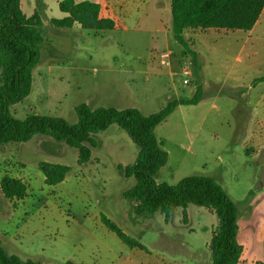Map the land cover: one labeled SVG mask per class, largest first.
<instances>
[{
	"label": "rangeland",
	"instance_id": "374dc122",
	"mask_svg": "<svg viewBox=\"0 0 264 264\" xmlns=\"http://www.w3.org/2000/svg\"><path fill=\"white\" fill-rule=\"evenodd\" d=\"M58 1L22 0L26 14L38 11L42 15L45 42L33 70L32 91L11 106V112L18 118L40 114L75 123V108L82 103L91 108L107 103L105 99L114 95L111 85L118 89L115 105H134L133 95L125 94L128 86L137 87L150 104L149 92L155 88H144L140 82L136 85L139 80H132L128 71L112 77L104 72L107 62L120 66L111 60V53L122 46L120 40H114L107 31L79 26L61 29L51 24V19L63 16ZM261 19L263 27L264 11ZM138 33L148 36L145 31ZM247 35L241 30H187L184 37L197 53L198 67L184 47L170 40V47L187 59L179 64L180 74L184 67L194 73L191 85L177 81L183 97L190 98L187 91L198 85L206 93L197 105L180 106V112L174 111L157 127V138L168 160L156 180L175 184L192 175L214 178L238 207V240L244 247L241 264H259L264 263V169L256 173L261 158L255 156L254 137L250 136L259 128L260 119L250 103L249 86H238L237 68L252 58L259 57L254 68L264 63V45L260 44L264 34ZM139 42L140 48H157V43L151 45L147 37H140ZM256 52L259 54L254 55ZM229 71L233 76H228ZM242 94L248 95L246 103ZM164 102L153 107L141 103L140 111L150 115L163 108ZM212 103L216 110L211 109ZM94 139L91 157L82 165L77 149L45 136L0 146V182L8 175L28 187L27 197L16 201L6 199L0 187V240L4 250L23 261L42 264H212L209 244L218 225L216 215L189 206L186 221L181 208L172 212L169 222L160 214L135 217L133 200L123 196L135 180L127 178L122 168L135 161L138 147L116 126L94 135ZM42 162L67 165L71 170L62 183L48 186L40 170ZM102 215L145 250L123 243L101 222Z\"/></svg>",
	"mask_w": 264,
	"mask_h": 264
},
{
	"label": "trees",
	"instance_id": "16d2710c",
	"mask_svg": "<svg viewBox=\"0 0 264 264\" xmlns=\"http://www.w3.org/2000/svg\"><path fill=\"white\" fill-rule=\"evenodd\" d=\"M62 18L51 19L56 28L79 26L84 30L102 32L114 29V22L99 18L100 6L90 0H61ZM264 11V0H171L170 27L174 40L189 53L196 63L197 54L184 37L187 30L220 29L251 31ZM44 21L35 11L28 15L22 0H0V146L26 143L36 136L65 143L79 152L78 163L85 164L91 157L90 147L96 146L94 135L116 126L123 130L138 147L135 161L122 168L135 184L124 192V198L134 202L133 214L137 218L156 214L169 222L172 212L181 208L184 220L189 206L212 211L217 219L209 248L212 264H241L244 247L238 240V207L231 195L212 177L192 175L175 184L158 182L156 176L166 165L168 153L161 147L156 128L178 107L197 105L203 97L198 87L186 99H175L150 115L138 108L97 107L82 103L75 108L77 122L70 123L59 116L29 114L18 118L11 106L27 98L33 85V70L41 59V46L45 42ZM45 184L62 183L71 168L58 163H40ZM4 197L11 201L23 200L28 195L27 184L8 175L0 182ZM101 222L127 246L145 250L137 240L128 236L105 215ZM0 264H42L23 261L8 254L0 240ZM264 264V263H259Z\"/></svg>",
	"mask_w": 264,
	"mask_h": 264
},
{
	"label": "crops",
	"instance_id": "0c3cea01",
	"mask_svg": "<svg viewBox=\"0 0 264 264\" xmlns=\"http://www.w3.org/2000/svg\"><path fill=\"white\" fill-rule=\"evenodd\" d=\"M61 1V0H60ZM58 1V4L59 2ZM78 2L86 1V0H77ZM97 3L100 6L99 18L105 20H111L114 22V29L111 31H107L110 37L114 38V40L118 39L122 43L120 48H115L114 54L111 60L115 63H119L120 66L111 64L109 62L106 63L103 67L106 69L104 72L106 76L111 74L110 77L117 76L128 71L129 75H132V80H139L135 84L138 85L139 82L146 87H153L155 91L149 92L151 94L150 104H146V99L142 98L140 95V90L134 86L125 87V94L128 96L133 95V99L135 101L134 105L131 106H123L122 104H117V95L116 92L117 87L111 85L113 89V94L110 96L111 98H106L105 102L101 106L105 107H115V108H129L134 107L140 110L141 103H144L146 107L154 106L156 102H164L163 105H166L172 100L175 99H186L189 97H183L182 95V87L180 84H177L180 79L183 77L180 74L179 64L183 60H187L183 58L181 55V51L176 50V52L170 47V40L173 39V36L169 30L170 27V1L171 0H90ZM63 14V13H62ZM64 16V14H63ZM63 16L59 17L62 18ZM262 15L260 19L254 26L251 31H248V38L253 37L254 35L258 37L260 34H264V26L262 27ZM261 26L262 29L257 30V27ZM82 29V28H81ZM139 31H145L148 36L139 35ZM138 33V34H137ZM147 37L149 42L153 44L157 43V48H153V46H148L147 48H140L141 45L139 42V38ZM175 41V40H174ZM176 42V41H175ZM177 43V42H176ZM264 45V42L260 43ZM166 48L171 49L172 54V67H164L160 64L158 59V53L162 50H166ZM109 48L107 47V50ZM111 49V48H110ZM191 49V48H190ZM128 50L130 52H128ZM192 50V49H191ZM193 51V50H192ZM195 52V51H193ZM187 53V52H186ZM196 53V52H195ZM132 54V56H130ZM189 54V53H188ZM197 54V53H196ZM253 54V53H252ZM256 52L254 55H258ZM190 55V54H189ZM264 55V51L262 53ZM259 58V57H258ZM258 58L250 59V63H245L244 66L237 68L238 75L240 78L237 79L239 83V87L245 88L249 86V95L250 103L253 104L255 117L260 119L258 122L259 128L252 131L250 138L254 137V145H255V156L260 157L261 159L257 161V171L256 173H261L264 169V63L258 65L257 68H254V64ZM193 63L197 66L198 60L196 57V63ZM122 60V61H121ZM259 60V59H258ZM254 61H256L254 63ZM264 62V60H262ZM258 69V70H256ZM252 73H250V72ZM257 71V72H255ZM126 74V73H125ZM235 74V73H234ZM228 76H233V73L229 71ZM232 78V77H231ZM194 80V73L191 77V82L188 85H191ZM234 80V79H233ZM242 82V83H241ZM187 85V86H188ZM110 87V86H109ZM200 87L203 90V95L205 96L204 89L198 85L197 88ZM197 88L192 87L187 92L190 94V97L196 92ZM243 97L244 103L247 102L245 100L248 98V95H241ZM120 101L121 98H119ZM120 103V102H119ZM143 104V107L145 105ZM199 106V105H198ZM194 106V107H198ZM246 107L248 105H245ZM212 110H216V104L212 103L210 105ZM162 108V107H161ZM160 108V109H161ZM159 109V110H160ZM242 109V108H240ZM218 110V109H217ZM158 111V110H157ZM180 112V107L175 110V112ZM194 112V111H192ZM144 114V113H143ZM207 114V113H206ZM183 116V114H181ZM208 114L205 116L207 118ZM167 120V119H166ZM165 120V121H166ZM164 121V122H165ZM157 133V128L156 131ZM157 136V134H156ZM246 152V151H245ZM244 152V154H246Z\"/></svg>",
	"mask_w": 264,
	"mask_h": 264
},
{
	"label": "built area",
	"instance_id": "2783aa9c",
	"mask_svg": "<svg viewBox=\"0 0 264 264\" xmlns=\"http://www.w3.org/2000/svg\"><path fill=\"white\" fill-rule=\"evenodd\" d=\"M158 59L162 66L170 67L172 63V53L168 50H163L158 53ZM183 83L188 85L191 82L192 70L189 67L182 69Z\"/></svg>",
	"mask_w": 264,
	"mask_h": 264
}]
</instances>
